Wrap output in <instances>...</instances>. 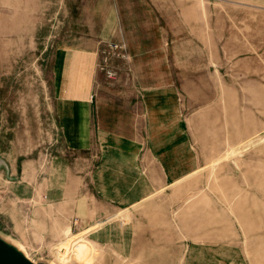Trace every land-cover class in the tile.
Segmentation results:
<instances>
[{
	"label": "rangeland",
	"instance_id": "374dc122",
	"mask_svg": "<svg viewBox=\"0 0 264 264\" xmlns=\"http://www.w3.org/2000/svg\"><path fill=\"white\" fill-rule=\"evenodd\" d=\"M94 34L129 54L119 39L145 40L143 63L164 68L147 79L177 86L199 167L106 217L127 229L124 254L89 237L101 221L13 242L33 263L264 264V0H0V160L51 155L53 51ZM11 227L0 219V235Z\"/></svg>",
	"mask_w": 264,
	"mask_h": 264
},
{
	"label": "crops",
	"instance_id": "0c3cea01",
	"mask_svg": "<svg viewBox=\"0 0 264 264\" xmlns=\"http://www.w3.org/2000/svg\"><path fill=\"white\" fill-rule=\"evenodd\" d=\"M109 40L94 34L57 45L51 67V155L42 164L17 159L0 164V219H9V237L24 247L37 237L54 240L60 225L86 230L101 221L104 226L89 237L124 254L127 229L106 217L131 209L199 167L177 86L158 75L147 79L146 74L163 72L162 62L144 64L156 55L145 40L126 36L118 41L129 48L136 78L109 82L97 70L100 44Z\"/></svg>",
	"mask_w": 264,
	"mask_h": 264
},
{
	"label": "built area",
	"instance_id": "2783aa9c",
	"mask_svg": "<svg viewBox=\"0 0 264 264\" xmlns=\"http://www.w3.org/2000/svg\"><path fill=\"white\" fill-rule=\"evenodd\" d=\"M129 61L130 55L125 44L103 43L98 51L97 70L107 81L115 82L119 79L121 68L128 69Z\"/></svg>",
	"mask_w": 264,
	"mask_h": 264
},
{
	"label": "water",
	"instance_id": "95a60500",
	"mask_svg": "<svg viewBox=\"0 0 264 264\" xmlns=\"http://www.w3.org/2000/svg\"><path fill=\"white\" fill-rule=\"evenodd\" d=\"M3 163L0 160V164ZM0 237L10 238L9 236L0 235ZM11 239V238H10ZM12 241H15L11 239ZM16 242V241H15ZM36 264H50V263H37ZM25 258L22 254L17 252L14 248L0 241V264H35Z\"/></svg>",
	"mask_w": 264,
	"mask_h": 264
},
{
	"label": "bare ground",
	"instance_id": "6f19581e",
	"mask_svg": "<svg viewBox=\"0 0 264 264\" xmlns=\"http://www.w3.org/2000/svg\"><path fill=\"white\" fill-rule=\"evenodd\" d=\"M0 241H2L3 243L9 245L10 247L14 248L17 252H19L20 254H22L25 258L26 255L22 252L21 248L19 246H17L16 243H14L12 240L6 239V238H1L0 237ZM28 259V258H27ZM29 260V259H28Z\"/></svg>",
	"mask_w": 264,
	"mask_h": 264
}]
</instances>
